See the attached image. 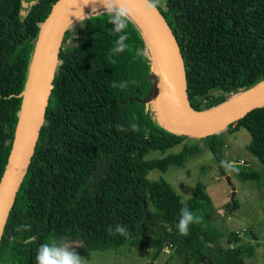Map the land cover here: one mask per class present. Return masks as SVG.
I'll list each match as a JSON object with an SVG mask.
<instances>
[{"label":"trees","instance_id":"obj_1","mask_svg":"<svg viewBox=\"0 0 264 264\" xmlns=\"http://www.w3.org/2000/svg\"><path fill=\"white\" fill-rule=\"evenodd\" d=\"M58 1L0 0V184L43 27ZM103 11L102 4L94 5L90 16L65 32L46 117L1 236L0 264H36L39 246L61 239L81 243L85 252L129 244L152 247L157 255L170 248L183 264H245L242 256H253L254 248L238 245L235 234H229L230 245L212 252L217 238L203 222L213 202L203 183L183 200L164 180L149 178L153 171L185 168L187 148L170 151L195 136L162 124L155 56L134 17L126 29L129 49L114 57L115 63L108 61L117 37ZM160 11L179 43L196 111H211L264 83V0H163ZM136 48L147 49L149 56L134 59ZM121 80L134 82L124 91L111 87ZM133 117L140 132L118 131ZM242 128L252 135L246 150L264 166V107L231 123L226 132L202 136L223 177L229 174L219 164L227 160L226 133ZM153 152L165 156L149 158ZM260 175L237 174L245 181ZM185 203L201 217L187 236L176 227ZM26 224L30 231L20 229ZM117 224L127 226V236L109 234V226Z\"/></svg>","mask_w":264,"mask_h":264},{"label":"rangeland","instance_id":"obj_2","mask_svg":"<svg viewBox=\"0 0 264 264\" xmlns=\"http://www.w3.org/2000/svg\"><path fill=\"white\" fill-rule=\"evenodd\" d=\"M97 4L101 3L92 2L84 12L73 18L70 25L74 27L79 19L90 16L91 9ZM222 105L224 104L220 106ZM158 108L164 115L161 118L163 125L176 133L185 132L182 127H176L175 122L177 120L174 118L164 95L159 100ZM229 125H224L216 132H226ZM251 140L252 135L244 128L233 134L226 133L223 150L227 160L240 166L239 172L260 173L258 180L245 181L235 173H229L227 177L221 176L218 163L211 151L205 146L202 136L190 137L183 145L170 151L177 154L187 148L189 158L185 168L171 167L166 173L153 171L149 178L151 180H164L183 200L192 198L197 185L203 183L207 187V193L213 202V212L211 213L209 208V217H205L203 226L210 229L219 238L216 245L211 246L212 252L215 253L218 246L229 245L227 243L229 242V234H235L240 236L241 246L254 248L253 256L248 254L242 256L244 263L264 264V166L246 150V146ZM193 148L198 150L193 153ZM164 156L160 152H153L149 158H162ZM234 193H236L234 197L236 208L232 210ZM65 241L70 248L75 249L76 253L86 260V264H183L179 256L171 255L172 249L170 248H166L169 251L164 250L158 255L156 249L152 247L129 244L110 248L106 251L85 252L81 243L69 239ZM149 241L152 242V238Z\"/></svg>","mask_w":264,"mask_h":264},{"label":"water","instance_id":"obj_3","mask_svg":"<svg viewBox=\"0 0 264 264\" xmlns=\"http://www.w3.org/2000/svg\"><path fill=\"white\" fill-rule=\"evenodd\" d=\"M79 1L59 0L43 27L15 144L0 184V240L17 193L29 169L46 117L65 32L73 18L84 10L75 11ZM129 4L135 9V13L148 21L156 33L166 72L162 95L168 101L171 112L181 124L184 133L203 136L216 132L224 125L231 124L251 111L264 107V83H262L216 109L208 112L196 111L189 99L186 68L180 46L165 17L160 10L158 14L146 13L143 0H129ZM133 17L136 23L142 26L136 15ZM235 195L236 193L232 198V210L236 208Z\"/></svg>","mask_w":264,"mask_h":264},{"label":"clouds","instance_id":"obj_4","mask_svg":"<svg viewBox=\"0 0 264 264\" xmlns=\"http://www.w3.org/2000/svg\"><path fill=\"white\" fill-rule=\"evenodd\" d=\"M103 5L104 11L108 15V23L113 25L111 30L112 34L117 38L114 40V45L110 49L107 55V59L110 63H115L114 57L119 56L129 49V35L126 31L130 19L135 15V9L130 7L129 0H100ZM144 11L149 14H158L160 8L163 7V0H143ZM85 16V15H83ZM86 17V16H85ZM149 52L144 48H136L134 59L147 58ZM134 81L119 82L113 81L111 87L120 91L126 90ZM149 105H146V108ZM120 132H140V126L136 122V118L133 117L125 127L123 124L117 126ZM220 167L224 168L226 172L239 174L240 166L229 160H221L219 162ZM201 217L196 215L188 205L185 203L179 210L178 223L176 225L179 233L183 236H187L189 232V226L195 223H199ZM23 231H30L31 224L19 226ZM127 226L115 225L113 228L109 226L108 232L110 235L119 234L121 236L128 235ZM35 237H33L34 239ZM169 251V249H165ZM36 264H86V260L79 256L75 249L70 248L68 243L61 240H52L47 243H42L36 252Z\"/></svg>","mask_w":264,"mask_h":264},{"label":"bare ground","instance_id":"obj_5","mask_svg":"<svg viewBox=\"0 0 264 264\" xmlns=\"http://www.w3.org/2000/svg\"><path fill=\"white\" fill-rule=\"evenodd\" d=\"M92 2H99L100 3V0H80L78 5L75 8V11L78 12L79 10L86 9ZM135 15L137 17V20L140 22V24L145 29V32H146L147 37H148V41H149V43L152 47V50L154 52L156 65H157V69H158L159 80H160L159 91H160L161 96H162L163 83L166 82V72H165V64H164L163 54H162V51L160 48V44H159V41H158V38L156 36L154 29L148 23V21L137 13H135ZM161 96H160V98H161ZM161 115H162V117H164L162 112H161ZM175 123H176L175 124L176 127L181 128V124L179 122L176 121ZM178 132H180V131H178Z\"/></svg>","mask_w":264,"mask_h":264},{"label":"crops","instance_id":"obj_6","mask_svg":"<svg viewBox=\"0 0 264 264\" xmlns=\"http://www.w3.org/2000/svg\"><path fill=\"white\" fill-rule=\"evenodd\" d=\"M213 212V211H212ZM211 217H212V214H211ZM206 229V228H205ZM206 230H209V231H211L210 229H206ZM212 232V231H211ZM212 234L214 235V237H216L217 238V240L219 239L213 232H212ZM235 236H239V235H235ZM240 237V236H239ZM228 238H229V236H228ZM232 241H231V239L229 238V242H227V243H229V245H230V243H231ZM242 242H240V244H241ZM240 244H238V245H240Z\"/></svg>","mask_w":264,"mask_h":264}]
</instances>
